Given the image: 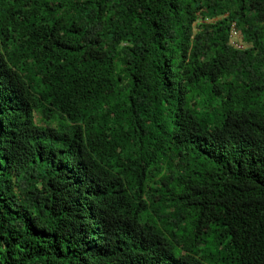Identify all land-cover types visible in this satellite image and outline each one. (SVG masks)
Returning a JSON list of instances; mask_svg holds the SVG:
<instances>
[{"label": "trees", "instance_id": "1", "mask_svg": "<svg viewBox=\"0 0 264 264\" xmlns=\"http://www.w3.org/2000/svg\"><path fill=\"white\" fill-rule=\"evenodd\" d=\"M0 264H264V0H0Z\"/></svg>", "mask_w": 264, "mask_h": 264}, {"label": "bare ground", "instance_id": "2", "mask_svg": "<svg viewBox=\"0 0 264 264\" xmlns=\"http://www.w3.org/2000/svg\"><path fill=\"white\" fill-rule=\"evenodd\" d=\"M237 36H238L237 31H236L235 29H233V31H232V38L236 37V39H237ZM232 43H233L236 47H238V48H244V47H245V45L240 44V42L237 41V40L233 41V39H232ZM144 258H145V257H144Z\"/></svg>", "mask_w": 264, "mask_h": 264}, {"label": "rangeland", "instance_id": "3", "mask_svg": "<svg viewBox=\"0 0 264 264\" xmlns=\"http://www.w3.org/2000/svg\"><path fill=\"white\" fill-rule=\"evenodd\" d=\"M235 40H236V37L233 38V41H235Z\"/></svg>", "mask_w": 264, "mask_h": 264}]
</instances>
